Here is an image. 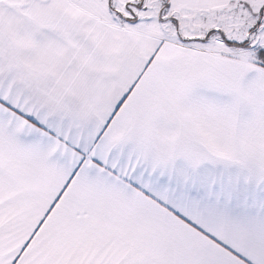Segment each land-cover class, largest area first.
Instances as JSON below:
<instances>
[{
  "label": "snow or ice",
  "instance_id": "obj_1",
  "mask_svg": "<svg viewBox=\"0 0 264 264\" xmlns=\"http://www.w3.org/2000/svg\"><path fill=\"white\" fill-rule=\"evenodd\" d=\"M0 264H264V0H0Z\"/></svg>",
  "mask_w": 264,
  "mask_h": 264
}]
</instances>
